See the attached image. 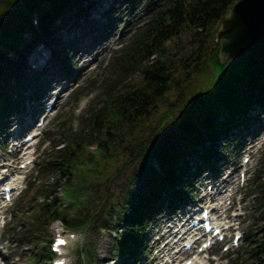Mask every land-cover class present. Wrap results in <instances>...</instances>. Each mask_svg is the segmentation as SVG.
<instances>
[{"label":"trees","instance_id":"obj_1","mask_svg":"<svg viewBox=\"0 0 264 264\" xmlns=\"http://www.w3.org/2000/svg\"><path fill=\"white\" fill-rule=\"evenodd\" d=\"M141 1L0 0V132L22 110L28 90L41 99L50 69L36 70L30 62L40 47L50 50L52 63L68 68L75 26L91 23L105 4L103 15H109L123 3L136 7ZM239 1L159 0L150 9L151 19L112 59L115 77L122 79L105 89L79 129L63 122V147L48 155L39 183L16 205L30 264H48L51 250L39 246L58 219L72 230L88 224L115 229L119 264L149 254L155 219L188 201L203 165L225 157L229 138L264 107V36L236 64H221L217 51L211 53L219 25ZM97 83L81 88L76 101ZM221 85L227 88L216 96ZM207 103L213 113L202 119ZM175 128L188 132L185 149L169 147ZM65 185L74 186L68 194L74 200L64 208L57 193ZM254 188L264 198V173ZM251 241L230 264H264V235ZM95 251L90 243L88 256L101 263Z\"/></svg>","mask_w":264,"mask_h":264},{"label":"rangeland","instance_id":"obj_2","mask_svg":"<svg viewBox=\"0 0 264 264\" xmlns=\"http://www.w3.org/2000/svg\"><path fill=\"white\" fill-rule=\"evenodd\" d=\"M159 3V0H154V3H149L146 0L141 1V3L138 4V6L134 7V5H128L123 4V9L116 13L111 14L109 16H102V13L104 10L107 9V5H104L103 8H101L97 13H95L92 18L94 20L95 26H89L88 28L80 29L78 28L76 31V34H73L70 37V43H71V50L74 51V53L77 54V58L74 59V64L77 66L76 71H73L71 78L78 77L80 83H75V85L69 84V83H62L59 84L56 88V91L60 93L61 97V103L57 104L53 108V116L49 118L46 122L45 128L42 130L43 137H45L46 132H50L51 134L57 133V121L56 117L62 116L67 117L70 116L73 118V124L75 127L79 126V121L81 120L82 116L86 115L88 113V110L93 105L96 97L98 94L102 91V88L104 90L109 86L111 87L112 84L120 81L122 79L121 76L115 77V73L112 70L110 65V62L112 58L114 57V52L111 53V50L113 49V46L115 45H126L129 40L132 38V36L135 34V32L138 30V27H142L143 24H146L151 16V10L153 9V6L155 4ZM155 7V6H154ZM151 9V10H150ZM62 35H66V32L63 31ZM93 47L92 52L88 50V48ZM96 49L99 50V53L93 52ZM43 53H39L40 51ZM39 52L36 54L34 53L32 59L30 60L31 65L34 68H37L36 70H42L44 69L48 63V61L51 60V52L48 48L42 46L39 48ZM82 51V52H81ZM81 54V55H80ZM38 57H37V56ZM78 55L81 56L78 57ZM106 63V66H105ZM52 70L59 71L60 67L54 65L52 66ZM105 74L108 75L109 79L107 80L106 85L99 86L98 89L90 96L84 97L82 100V104L80 105H73L70 103L69 99L65 97V89H75L77 86L76 84L84 85L85 82L88 79H92L96 77V75H99L102 77L103 80L105 77ZM63 75V74H61ZM93 76V77H92ZM52 79V78H51ZM46 80L44 82L43 89L46 90V87L50 89H54L51 86L55 85L54 80ZM227 88L226 85H221L219 88V91L217 92L216 96L221 95ZM50 94H48L47 97H49ZM50 98V97H49ZM48 98V99H49ZM47 99V100H48ZM46 99L43 101H40L36 107L32 109L30 107L33 103H28V100L25 102L24 105V113H34L35 119H37V116L39 113H42L43 110L45 111L46 107ZM42 104V105H41ZM87 107V108H86ZM204 111L200 114V117L202 119L206 118L207 115H210L213 113V105L210 103H207L205 108H203ZM16 119V118H15ZM252 121L249 122L248 127L243 128L242 132H240V135L236 137H242L244 140H248L250 137L249 132L251 134L253 131L251 128L256 127V129H262L264 132V123H261V121L264 122V112H260L259 114H256L252 117ZM12 125V123H11ZM10 125V126H11ZM247 128H249L247 130ZM9 127L7 126V128ZM55 130V131H52ZM10 132V130L5 131V133L2 134L7 135ZM39 132V131H36ZM188 132L184 131L180 128H175L173 130V135L170 141V146H178L180 149H185L183 139L187 138ZM236 137H233L229 140V148L227 149L228 156L221 158V159H214L211 158L210 160V166L214 168H219L222 165H227L226 170H233L237 164H239L238 171L235 173L234 177L238 176L240 174V171L244 169V167H247L248 173H247V179L255 175V171L259 169L261 162L259 159L258 154L254 155L251 162L247 165L243 162L244 155L242 152V145L238 147L239 141L235 139ZM60 137H55L52 139V142L54 140H59ZM264 138V135L262 136ZM4 143V139L1 140ZM43 142V140H42ZM7 144V143H6ZM2 145V144H1ZM238 147V148H237ZM95 148V146H94ZM9 149V146H8ZM51 150V149H50ZM10 151V150H9ZM7 151V153H10ZM41 148L39 151L36 152L37 161L36 166L33 170V172L30 174V179L34 180V176L37 174V169L39 168V165L43 163L44 161V154L47 153ZM225 167V168H226ZM231 168V169H230ZM226 173V171L224 172ZM258 175V174H257ZM203 177L201 176L197 183L200 182V180ZM255 180V178L251 181V183ZM82 181V180H80ZM250 183V185H251ZM250 185L246 188H243L242 192L245 193V195L242 193L240 200H236L237 209L235 210L238 212V214L241 215L240 221L236 223V226L239 227V229L244 233L245 236V243L243 247L244 249L249 248L248 245H251V240L256 238H262L264 235V229H260V226H263L264 224V208H259L258 202L263 199V197L258 194L255 197L251 198H245V196H251L250 195ZM137 186V185H136ZM140 187V185H138ZM199 186V185H198ZM74 186L68 185L67 186V194L71 191V189ZM138 187V188H139ZM196 189V187H195ZM230 190V189H229ZM210 192V188L208 189ZM239 193V192H238ZM200 198V193L195 190L194 197ZM69 200L73 201V196L68 195ZM243 198L245 199V202L243 201ZM68 199H65V202L69 203ZM228 201V200H227ZM241 204V205H240ZM13 208H10L8 211V220L10 221L8 224L9 226L15 225V214L12 212ZM165 213L161 214L157 219L155 224L153 225L154 228L152 231L148 233V240L150 241V247L151 249H154L152 254L150 256H142L140 262L138 263L137 260L134 262V264H156L157 261L160 258H164L166 254H170V246H165V242L163 240H170L167 238L168 235L174 236V229L176 227L175 221L176 218L174 217L175 221H168L163 222V219L165 217ZM61 223L58 222L54 225V228L61 226ZM165 224V225H164ZM8 226V225H7ZM7 226L5 228V236L7 234ZM170 226V227H169ZM53 228V229H54ZM253 230V238L246 240L247 234L249 231ZM163 231V232H162ZM84 232V235L82 233H79V241L77 243H72L69 248V253L71 256V264H99V262H95L94 260L90 259L87 255V248L89 247L90 243L96 250V255L101 260L104 261L103 264H107L108 262H111L112 264H119V261L114 258V254L112 253V249L115 243V234L116 231L112 228H104L102 226H90L87 228ZM161 237L162 240H159L158 238ZM249 236V234H248ZM12 237V236H11ZM248 238V237H247ZM8 244V253H7V263L8 264H18V260L20 259V264H27L21 255V252L17 249V244L7 243ZM218 250L217 255H211L210 259L212 258L218 259L213 264H226L229 259L230 252H233L235 250H230L228 252H225L223 250V247H217ZM237 250V249H236ZM245 251L241 253L243 256ZM21 256V257H20ZM235 255H233L234 257ZM20 257V258H19ZM232 258V257H230ZM232 260V259H231ZM214 261V260H213Z\"/></svg>","mask_w":264,"mask_h":264},{"label":"water","instance_id":"obj_3","mask_svg":"<svg viewBox=\"0 0 264 264\" xmlns=\"http://www.w3.org/2000/svg\"><path fill=\"white\" fill-rule=\"evenodd\" d=\"M264 35V0H240L224 17L217 32L222 63L234 64Z\"/></svg>","mask_w":264,"mask_h":264},{"label":"bare ground","instance_id":"obj_4","mask_svg":"<svg viewBox=\"0 0 264 264\" xmlns=\"http://www.w3.org/2000/svg\"><path fill=\"white\" fill-rule=\"evenodd\" d=\"M221 170H223V166H220V167H219V172H220Z\"/></svg>","mask_w":264,"mask_h":264}]
</instances>
